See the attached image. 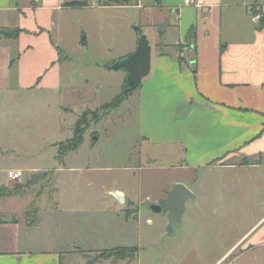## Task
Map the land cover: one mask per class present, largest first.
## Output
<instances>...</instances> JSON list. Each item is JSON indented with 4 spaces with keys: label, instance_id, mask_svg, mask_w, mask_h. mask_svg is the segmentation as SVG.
Listing matches in <instances>:
<instances>
[{
    "label": "rangeland",
    "instance_id": "1",
    "mask_svg": "<svg viewBox=\"0 0 264 264\" xmlns=\"http://www.w3.org/2000/svg\"><path fill=\"white\" fill-rule=\"evenodd\" d=\"M78 1L86 6L53 13L48 43L55 56L48 68L58 89L0 97V149H19L0 153V169L27 163L66 172L58 179L41 174L35 184L26 175L23 195L0 196V217L17 215L14 211L32 203L24 220L35 218L36 208L48 222L57 220V247L66 253L68 246H77L82 252L74 259L89 264L97 259L110 260L102 264H264V246L247 253L240 246L224 255L264 215V170L187 168L203 160L211 145L195 143L194 136L187 137V145L158 142L183 125L185 114L164 110L169 100L152 92L154 73L124 96L126 73L108 69L134 52L135 28L146 36L153 59L157 53H172L177 35L159 31L160 11L138 9L137 0ZM117 2L128 7L112 8ZM42 46L37 45L36 55L44 61L48 50ZM46 74L42 78L51 77ZM117 98L122 100L117 108L104 110ZM85 123L79 148L54 159L58 144L68 145ZM152 162V169L140 168ZM5 176L0 174V182ZM179 182L195 199L186 202L180 227L168 235L167 215L149 207L162 205ZM115 189L129 202L116 203L108 194ZM55 204L59 213L51 218Z\"/></svg>",
    "mask_w": 264,
    "mask_h": 264
},
{
    "label": "crops",
    "instance_id": "2",
    "mask_svg": "<svg viewBox=\"0 0 264 264\" xmlns=\"http://www.w3.org/2000/svg\"><path fill=\"white\" fill-rule=\"evenodd\" d=\"M63 1L0 0V30L19 31L16 38L0 40V97L58 89L57 80H52L54 73L48 68L53 67L52 57L55 56L50 51L48 35L53 27V13L73 8L67 7L69 3ZM203 2L201 8L188 7L184 0H137L135 5L138 9L159 10L160 25L166 23L164 31L177 35L176 39L172 38L173 54L157 53L150 61L148 76L153 72L155 77L152 92H160L169 100L164 110L169 109L172 113L180 110L185 114L181 121L183 125L174 129V133L164 134L167 138L158 142L187 145V137L194 136L195 143L211 145L205 148L203 160L187 168L264 170V23L260 25L264 0ZM252 8L259 12L254 14ZM256 15H260L258 23L252 21ZM40 43L43 44L41 48L48 50L46 56L43 55L44 61L42 56L38 58L36 55ZM191 53L194 55L193 64H189ZM44 71L51 77L46 74L48 79L42 78ZM18 150L0 149V153L16 154ZM187 151L185 149V153ZM239 156L244 159L235 162L234 158ZM54 159H59L58 153ZM154 166L156 164L152 162L148 169L140 168L149 170ZM64 170L60 166L42 169L17 163L0 169V174H6L0 188L11 194L6 195L8 198L16 199L24 194L26 175L32 177L49 172L50 177L58 179V174L66 172ZM8 172L21 173L20 181L8 179ZM117 192L129 202L122 190H111L108 194L114 197ZM115 201L123 204L116 198ZM31 205L22 212L14 211L17 215L0 217V264H64L65 257L69 259L67 264H89L88 260L79 262L74 259L75 254L82 252L77 246H68L66 253L57 247L58 222L52 217L59 213L58 205L55 204L50 212L52 222L41 216L37 208L33 210L35 218L27 222L23 213ZM263 225L264 215L224 255L233 253L240 246L245 248L243 253L263 247L264 228L256 235ZM243 239L245 241L241 243ZM106 262L110 260L97 259L92 264Z\"/></svg>",
    "mask_w": 264,
    "mask_h": 264
},
{
    "label": "water",
    "instance_id": "3",
    "mask_svg": "<svg viewBox=\"0 0 264 264\" xmlns=\"http://www.w3.org/2000/svg\"><path fill=\"white\" fill-rule=\"evenodd\" d=\"M165 27L166 23L163 22L159 31L164 30ZM135 33L137 36V44L134 52L108 67L109 70L126 73L127 88L123 93L124 96H127L129 93L138 89L142 80L150 73L151 47L146 36H144L139 29L135 28ZM84 43L85 40L83 39L81 44ZM189 62L191 64L194 63L193 53L189 55ZM92 140L96 141L97 138L93 137ZM41 176V174L33 175L30 183L35 184ZM114 197L119 203H125V198L122 193L117 192L114 194ZM194 199L195 197L190 189L186 185L179 183L173 186L162 205L152 204L149 208L153 213H163L167 215L168 223L166 226V232L168 235H173L174 229L180 227L182 223L186 202L189 200L194 201Z\"/></svg>",
    "mask_w": 264,
    "mask_h": 264
},
{
    "label": "trees",
    "instance_id": "4",
    "mask_svg": "<svg viewBox=\"0 0 264 264\" xmlns=\"http://www.w3.org/2000/svg\"><path fill=\"white\" fill-rule=\"evenodd\" d=\"M119 2L115 3V6L116 5H119L118 4ZM79 5V7H83V6H86V4L84 3H80V2H70L68 5H66L67 7H77ZM253 10V13L254 14H257L259 12L255 10V8H252ZM264 23V12L263 14L261 15V24L262 25ZM19 34V31H8V30H0V40L1 38H16ZM123 98V97H121ZM122 103V100H120L119 98L113 100L107 107L104 108V110H109V109H115L119 106V103ZM80 120H78L75 124V128L77 125H79ZM84 126V129L80 130V131H77V130H74L73 132V137L72 139H70L68 141V145H66L65 147L61 144H58V155L60 157H64L66 156L68 153H71V152H74L76 151L79 146L82 144V135H83V131L85 129H87V125L86 123L83 124ZM11 196L10 193H5V190L3 188H0V196Z\"/></svg>",
    "mask_w": 264,
    "mask_h": 264
},
{
    "label": "built area",
    "instance_id": "5",
    "mask_svg": "<svg viewBox=\"0 0 264 264\" xmlns=\"http://www.w3.org/2000/svg\"><path fill=\"white\" fill-rule=\"evenodd\" d=\"M184 4L188 7L201 8L204 5V2L203 0H184ZM259 16L260 15L253 16L252 21L258 23ZM7 177L12 181H20L22 175L21 173L8 172Z\"/></svg>",
    "mask_w": 264,
    "mask_h": 264
}]
</instances>
